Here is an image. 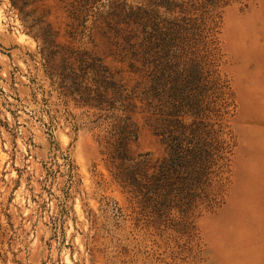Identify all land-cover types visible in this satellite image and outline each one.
I'll return each instance as SVG.
<instances>
[{"label": "rangeland", "instance_id": "1", "mask_svg": "<svg viewBox=\"0 0 264 264\" xmlns=\"http://www.w3.org/2000/svg\"><path fill=\"white\" fill-rule=\"evenodd\" d=\"M81 54L125 110L83 105L63 78ZM154 60L197 70L225 141L186 212L147 192L168 156ZM113 115L133 122L118 156ZM0 264H264V0H0Z\"/></svg>", "mask_w": 264, "mask_h": 264}, {"label": "trees", "instance_id": "2", "mask_svg": "<svg viewBox=\"0 0 264 264\" xmlns=\"http://www.w3.org/2000/svg\"><path fill=\"white\" fill-rule=\"evenodd\" d=\"M149 49L155 53L153 46ZM78 59L77 69L71 66L70 73H64L63 78L72 81L73 92L81 96L83 105L99 110H125L132 98L110 70L96 57L81 54ZM195 73L193 67L181 72L172 64L159 66L154 60L149 84L142 92L151 110L153 126L168 148V156L150 176L147 192L156 195L158 204L173 202L184 212L207 196L205 184L219 173L225 142L215 123L206 120L210 118L205 114L209 110L206 85ZM113 116L118 120L113 123L118 134L114 144L118 156L123 155L125 138L132 133L133 122L128 115ZM144 164L145 160H138L132 167ZM130 175V183L137 185L136 174Z\"/></svg>", "mask_w": 264, "mask_h": 264}]
</instances>
